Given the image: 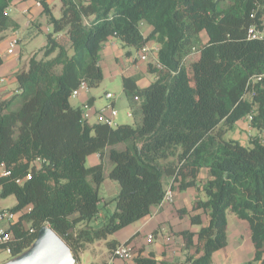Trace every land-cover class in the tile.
Returning a JSON list of instances; mask_svg holds the SVG:
<instances>
[{"label":"trees","instance_id":"16d2710c","mask_svg":"<svg viewBox=\"0 0 264 264\" xmlns=\"http://www.w3.org/2000/svg\"><path fill=\"white\" fill-rule=\"evenodd\" d=\"M13 2L0 0V35L10 29ZM60 2L56 19L43 1L53 28L43 58L32 57L28 70L15 76L19 92L0 101V165L11 172L0 177V196L15 197L11 211L18 217L0 253L22 254L49 226L79 262L88 245L149 217L165 195L167 179L174 192H184L199 188L204 170V199L195 210L208 215L207 225L203 213L190 215L199 231L178 233L187 249L200 254L193 263L212 264L228 247L231 212L248 223L253 261L264 264V142L252 138L246 147L224 138L245 118L264 130V83L249 85L251 77L264 73V43L247 37L250 26L262 23L264 0H229L225 6L222 0ZM62 32L68 47L55 38ZM112 38L136 51L150 42L160 46L162 68H148L153 83L140 88L136 78L123 77L124 93L132 104L135 98L140 103L141 122L133 125L89 124L82 109L70 104L81 82L94 88L104 79L101 50ZM196 44L199 57L185 65ZM106 154L112 164L106 177L120 191L114 212L96 227ZM92 155L101 162L87 167ZM29 174L30 180L16 183ZM118 244L108 242V249ZM135 262L158 264L152 254Z\"/></svg>","mask_w":264,"mask_h":264},{"label":"rangeland","instance_id":"374dc122","mask_svg":"<svg viewBox=\"0 0 264 264\" xmlns=\"http://www.w3.org/2000/svg\"><path fill=\"white\" fill-rule=\"evenodd\" d=\"M229 3V0H222V4L225 6ZM50 9L54 18L58 19L61 16V2L60 0H52ZM8 15L10 16L11 26L10 29L3 34L0 35V38L5 40L8 37H16L18 39V45L16 46L14 58L17 60H10L5 63V68L7 70L6 85L11 86V94L9 93H0V101L6 100L4 97L7 95H14L12 92V88L14 84L12 81L15 78L16 72L19 70H28V62L32 57H36L37 59L43 58L44 51L47 44V35L53 33V28L49 24V19L46 14L42 12V8L36 6L34 4L33 8L26 12L25 14L18 13L14 7H12L8 11ZM31 21L32 25L28 26V22ZM146 26H142V30L145 31ZM205 40V36H203ZM56 39L64 41L67 38L65 32L59 33L55 35ZM118 41V40H117ZM118 47L121 50V54H114L113 56H109L106 54L102 48L101 50V63L104 71V79L98 85V87L90 88L89 93L91 96L95 98V108L100 109L107 104L114 103L115 109L118 111V117L115 121V125H133L141 122V111H140V103H131L130 98L124 93L123 90V77L130 76L135 72L139 76L140 84H144L146 86L149 83H153L155 81V75L147 71V63L148 61H143L142 63L137 64L135 61L137 59V51L133 48L126 47L123 45L121 41H118ZM201 43V41H200ZM7 44L4 43V48L6 49ZM69 46V45H68ZM67 46V47H68ZM2 50V49H1ZM200 44L195 45V51H193V55L189 56L185 60V65L189 64L191 60L195 57H199ZM1 52V51H0ZM72 54V51L69 52ZM188 71L189 68H188ZM191 76V84H194L193 76ZM106 93H111L114 95V99L112 101H108L105 96ZM12 97V96H11ZM8 97L7 99L11 98ZM249 100L250 97L247 96ZM80 101V97L72 96L70 98V104L75 108H81V105H78ZM134 110L137 112L134 114ZM133 111V116L129 117L128 113ZM117 120H120L119 122ZM90 122H94V119H91ZM101 124H105L104 119L102 118L98 121ZM96 122V123H98ZM246 123H248V128H252L249 130L246 128ZM260 131L251 126V119L245 118L242 119L241 122L237 123L232 130H228L224 136L225 140H234L239 142L240 144L251 147L250 140L252 138L260 137ZM101 159L99 156L92 155L86 161L87 167H92L94 165L100 164ZM105 172L106 169L112 166L110 157L108 154L105 155L104 161ZM36 167L39 169L40 164L36 163ZM106 174V173H105ZM201 179H204L203 177ZM199 188L192 189L188 195L185 196L184 202L180 205H174V202L171 203L170 211L176 213V218L178 224L175 225L174 220H170L171 217H167L165 223V231L160 233L158 239L152 244H148L146 242L147 236L150 234V228L143 229L142 222H136L131 227L125 228L119 233L109 236L107 240L97 241L93 244H90L86 247L85 251L80 255V263L81 264H101L108 260L110 250L108 249V242L111 241H119L121 240L120 235H124V233H132L135 236L133 237V245H140L144 247L146 252H157L159 253L161 249H163V245L161 242V238L165 239V235H171L175 237V240L180 239L177 237L178 235L174 232L171 233L172 226H176L180 231H184L186 227H189V217L190 215L203 213L201 209L195 210V207L198 206V201L200 199H204V193L202 190V183H199ZM166 188V186H165ZM120 191V186L118 182L110 180L105 175V180L102 183L99 191V197L104 198L105 201H101L99 207V218L93 222V225L98 227L100 226L106 218L114 212L116 203L114 199L118 195ZM16 203V199L14 196H10L7 198L0 197V211L2 210H12L14 204ZM181 210H185L186 213H180ZM205 225L208 222V215L203 213ZM227 226H228V236L230 241V247L225 251L219 254L216 259L220 261L221 264H224V257H229L231 254L235 257V262L233 259H229L233 264H247L249 263V257L252 259V264H259L258 262L253 261V245L251 241V233L248 226V223L245 221L238 220L237 217L231 213H227ZM8 228L7 223L0 224V229ZM176 228H173L174 230ZM194 229V228H193ZM196 230L199 231V227H195ZM140 231V235L136 236ZM149 233V234H148ZM154 234V233H153ZM155 236V235H154ZM167 240V239H166ZM180 243V242H179ZM185 245V244H184ZM203 243L199 244V249L202 247ZM186 253L180 254L178 257H175L173 260L176 264L182 261L185 264H194L193 261L200 257V254L196 252L194 249H187L186 246L184 248ZM224 256V257H223ZM193 257L192 260H189ZM252 257V258H251ZM11 257L6 253H0V263L3 264L9 261ZM228 261V262H229ZM227 262V264H229ZM78 264V263H77ZM212 264H217L214 260Z\"/></svg>","mask_w":264,"mask_h":264},{"label":"crops","instance_id":"0c3cea01","mask_svg":"<svg viewBox=\"0 0 264 264\" xmlns=\"http://www.w3.org/2000/svg\"><path fill=\"white\" fill-rule=\"evenodd\" d=\"M38 1H41L42 3H43V1H46V3H48L49 6H50L52 0H20V1H14L13 2V5L10 7V9L12 7H14L15 10L18 13L20 12L22 14H25L26 12L30 11L33 8L34 4L36 5V2H38ZM41 8H42V12H43V7H41ZM31 25H32V22L29 21L28 22V26H31ZM148 31L149 30L146 28L145 31H143V34L146 35L148 33ZM10 38H12V37H8L5 40H3V39L0 38L1 39L0 40V51L2 53L5 52L4 43L7 44ZM202 38L204 39V37H202ZM57 40L60 43L66 45V46L69 45V39H68V37L64 41H61L59 39H57ZM117 40L118 39H116V38H112V39H110L108 42H106L103 45L104 52L106 54H108L109 56H113L114 54L117 55L118 53L121 54V50L118 47V43H119L118 41L119 40L118 41ZM148 44H150V45H157V44H155L153 42H150ZM14 59L17 60V58H14V55L13 56L4 55V57L2 59V64L0 66V77H3V78L4 77L5 78L7 77V74H6L7 73V70L5 68V63L6 62H9L10 60H14ZM135 62L137 64L143 62V61H141L138 58V51H137V59H136ZM147 64H148L147 65V71H148V68H149L150 65L155 66L154 60H149ZM100 66H101V68L103 70L101 61H100ZM18 72H16V74ZM103 73H104V71H103ZM131 73L132 74L130 76H128V77L136 78L137 79V84H138V86L140 88H144V87H146V86H148V85L151 84V83H149L146 86H144V84H142V83L140 84V82H139L140 80L138 79L139 76L137 75V73H135V72H131ZM16 74H15V76H16ZM124 77H126V76H124ZM155 80H156V77H155ZM6 84H8V83L5 82L4 85L0 86V93L1 94L2 93H9V92L11 94V86L10 85H6ZM12 84H14V87L12 88L13 94L18 93L19 92V88H18V84L15 81V78L12 81ZM11 96H13V95H10V96L7 95L6 97H4V99H7L8 97H11ZM86 102H88L90 104V106H91V114H92L91 117L88 119V123L89 124H97L96 122H98V121L101 120V116L98 115L97 113L101 109H103L106 105L104 107L100 108L99 110L96 109L95 108V98L90 95L89 90L87 92H84V93L81 94L80 101L78 102V105H81V104L83 105ZM133 103H136L137 104L138 102H133ZM71 106H73V105L71 104ZM117 117H116V119H117ZM91 119H94V122H90ZM117 121L119 122L120 120H117ZM239 122H241V121H239ZM246 128H248V123H246ZM248 129L251 130L252 128H248ZM259 131H260V134H261V136L259 138L264 142V130H259ZM96 156H98V155H96ZM103 161H104V159H103ZM111 167L112 166H110L109 168L106 169V172H105L106 174L105 175L108 174V172L111 169ZM202 177L204 179H201ZM207 178H208V174H207L206 171L203 170L202 173H201V175H200V178H199V183L201 182L203 184L206 181ZM171 182L172 181L170 179H167L166 180V182H165L166 183V188L171 185ZM199 186H200V184H199ZM100 187H99V191H100ZM192 189H195V188L188 189L187 191H184V192H180V191H178V189H175V202H174V205L177 206V205L182 204L184 202L185 196L188 195L190 193V191H192ZM102 201H105V199L102 198ZM15 205H16V203L14 204V206ZM170 206H171V204H167L164 207H156V208H154L152 214L149 217H147L146 219H144V220L141 221L142 222V225H143L142 228L143 229H146V228L149 229L150 228L151 230H150L149 233L150 234H153L154 233L155 239H158L159 236H160V233H162L163 231H165V228H166L165 227L166 226L165 225V223H166L165 221H166L167 217H169V216L171 217V219H169L168 221H170V220L173 219L175 225L178 224L177 219H175L176 218L175 217L176 216V213L174 212L175 210L173 211V213H171V211L169 209ZM99 207H100V205H99ZM131 226H129V227H131ZM172 227L173 228H176V226H172ZM195 227H197V226H191V224L189 222V227H186L184 230H190L191 232H198V230H196ZM8 228H9V225H8ZM173 228L171 230V233L174 232L175 234L178 235V233L181 232L178 228H176L175 230ZM228 230L229 229H227V233H228ZM139 235H140V231L137 233L136 236H139ZM134 236L135 235L132 234V233H130V232L129 233H124V235H122V236L120 235L121 240H119L118 242L119 243H125V242L130 241V243L133 244V237ZM165 237H166L165 239L161 238L162 239L161 242H162V245H163V249H161V251L159 253H157V252H146L145 248L144 247H141L140 245H134V246H136L137 250L139 251V255H141L142 257H149V255L152 254L154 256L155 261H157L158 264H176L173 259L175 257H178L180 254L186 253V252H184V251H186L184 249L185 248L184 241H183V239L179 235L177 237L180 239V241L179 240H175V237H172L171 235H167V236L165 235ZM228 240H229V236H228ZM228 242H229L228 243V247L224 251L218 252V253H216L214 255L213 260L217 264H221V263H220L219 260L216 259V257L219 254H221L222 252H225L230 247V241H228ZM228 257H229V255H228ZM228 257H224V259H223L224 264H227V262L229 261ZM252 257L254 259V247H253V256ZM229 258L230 259H233V261L235 262V257H234L233 254H231V256ZM251 261H252V259H250V257H249V262H251ZM229 262H228L229 264H233L231 261H229ZM135 263L136 262L134 261V262H131V263H128V264H135ZM179 263H182V261L179 262Z\"/></svg>","mask_w":264,"mask_h":264},{"label":"built area","instance_id":"2783aa9c","mask_svg":"<svg viewBox=\"0 0 264 264\" xmlns=\"http://www.w3.org/2000/svg\"><path fill=\"white\" fill-rule=\"evenodd\" d=\"M20 1V0H14ZM36 6L43 7L42 2H36ZM10 8L8 9V11ZM247 37L249 40L253 41H260L264 43V16L262 17V23L260 26L252 25L249 27L247 32ZM18 45V39L16 37H12L9 39L5 52H0V61H2L4 55L13 56L15 54L16 46ZM160 46L159 45H150L147 44L142 47L138 51V58L141 61H149L154 60L155 66L157 68H162L161 64L158 61V52ZM6 82L5 78L0 77V86L4 85ZM264 83V73L254 75L249 79V85L252 89L255 88V85ZM89 90L88 85L86 82H81L77 89H75L72 93L74 97H80L82 93L87 92ZM249 96V95H248ZM105 98L108 101H112L114 99V95L111 93H106ZM135 102H139L138 98L134 99ZM82 109V116L84 120H87L91 117V106L88 102L84 103L81 107ZM101 116V119H104L105 124L111 127H115V120L118 116V111L115 109L114 103L106 105L103 109H101L98 113ZM129 117L133 116V111L128 113ZM11 172L6 168L4 164L0 165V177L6 178L10 177ZM31 175H27L23 179H18L16 181L17 184L22 185L25 181L30 180ZM175 200V192L172 189V185L166 188L165 195L158 207H164L167 204L173 203ZM17 221V215L13 213L11 210H2L0 211V224L7 223L9 226ZM11 235L8 233V228L0 229V243H6L10 240ZM155 241L154 234H150L147 236L146 242L148 244H152ZM6 253L11 257V250L7 249ZM139 256V251L137 250L136 246L131 243H119L116 247L110 251L109 258L106 262L101 264H128L134 262L135 259ZM81 264L80 261L76 262V264ZM136 264V263H135ZM185 264V263H179Z\"/></svg>","mask_w":264,"mask_h":264},{"label":"water","instance_id":"95a60500","mask_svg":"<svg viewBox=\"0 0 264 264\" xmlns=\"http://www.w3.org/2000/svg\"><path fill=\"white\" fill-rule=\"evenodd\" d=\"M71 249L49 226H44L36 241L22 254L3 264H76Z\"/></svg>","mask_w":264,"mask_h":264}]
</instances>
